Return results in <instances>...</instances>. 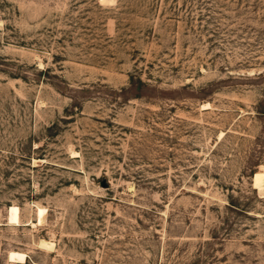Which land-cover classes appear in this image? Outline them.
Masks as SVG:
<instances>
[{
  "label": "rangeland",
  "instance_id": "obj_1",
  "mask_svg": "<svg viewBox=\"0 0 264 264\" xmlns=\"http://www.w3.org/2000/svg\"><path fill=\"white\" fill-rule=\"evenodd\" d=\"M0 264H264V0H0Z\"/></svg>",
  "mask_w": 264,
  "mask_h": 264
},
{
  "label": "bare ground",
  "instance_id": "obj_2",
  "mask_svg": "<svg viewBox=\"0 0 264 264\" xmlns=\"http://www.w3.org/2000/svg\"><path fill=\"white\" fill-rule=\"evenodd\" d=\"M8 223H18L19 219H18V214H19V210L18 207L15 205H12L10 207H8ZM44 215H45V209L44 208H37V224H41L43 223L44 219ZM41 245H45V246H49L51 247L50 243H47L45 241H41L40 242ZM25 254L24 253H19L16 251H9L8 252V260L9 261H15V262H22L25 259Z\"/></svg>",
  "mask_w": 264,
  "mask_h": 264
},
{
  "label": "water",
  "instance_id": "obj_3",
  "mask_svg": "<svg viewBox=\"0 0 264 264\" xmlns=\"http://www.w3.org/2000/svg\"><path fill=\"white\" fill-rule=\"evenodd\" d=\"M104 185V184H103Z\"/></svg>",
  "mask_w": 264,
  "mask_h": 264
}]
</instances>
